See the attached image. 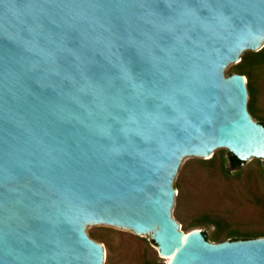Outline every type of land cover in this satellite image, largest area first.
<instances>
[{
    "label": "water",
    "instance_id": "water-1",
    "mask_svg": "<svg viewBox=\"0 0 264 264\" xmlns=\"http://www.w3.org/2000/svg\"><path fill=\"white\" fill-rule=\"evenodd\" d=\"M264 0H0V264H106L90 232L167 264H264L171 215L186 156L264 160L246 77Z\"/></svg>",
    "mask_w": 264,
    "mask_h": 264
},
{
    "label": "rangeland",
    "instance_id": "rangeland-1",
    "mask_svg": "<svg viewBox=\"0 0 264 264\" xmlns=\"http://www.w3.org/2000/svg\"><path fill=\"white\" fill-rule=\"evenodd\" d=\"M233 64L226 66L225 74H229ZM256 107L258 114H264L263 78L259 80ZM220 149L225 148L215 149L212 156L219 159ZM203 159L199 156L184 157L174 178L173 184L178 182V186H174L176 195L171 215L179 227L182 229V224L197 215L210 213L219 215L239 230L263 229L264 178L257 170L254 158L246 160L239 172L229 170L226 175L218 163H205ZM193 228L207 233L213 230L203 225L184 231ZM90 237L102 245L106 264L162 263L153 243H137L134 237L117 232H90Z\"/></svg>",
    "mask_w": 264,
    "mask_h": 264
},
{
    "label": "trees",
    "instance_id": "trees-1",
    "mask_svg": "<svg viewBox=\"0 0 264 264\" xmlns=\"http://www.w3.org/2000/svg\"><path fill=\"white\" fill-rule=\"evenodd\" d=\"M233 72L241 73L246 77V87L248 91V110L253 118L264 125V114H258L259 111L256 107L257 95L259 93V80L260 78L264 79V46L257 51L247 50L243 52L241 54L240 60L232 65L229 74ZM219 152H221V155H219V159H217L216 156L213 155L210 158L203 159L202 161H204L205 163H218V166L224 175H226L229 170H233L236 172L240 171L245 161L240 160L226 149H220ZM254 161L258 164L257 170L264 178V160L254 158ZM174 186L177 187L178 182H176ZM261 205L263 206L262 215L264 217V202H262ZM203 225L213 228V230H211L209 233H207L205 230H202L205 238L216 242L225 239L236 240L264 236V228L258 230H239L237 228H233L219 215L210 213H202L193 217L186 224H182V229L184 230L187 228ZM150 241L151 243L156 245L152 238H150Z\"/></svg>",
    "mask_w": 264,
    "mask_h": 264
}]
</instances>
